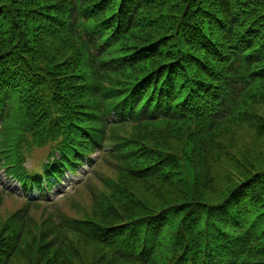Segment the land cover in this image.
Wrapping results in <instances>:
<instances>
[{"label": "trees", "instance_id": "1", "mask_svg": "<svg viewBox=\"0 0 264 264\" xmlns=\"http://www.w3.org/2000/svg\"><path fill=\"white\" fill-rule=\"evenodd\" d=\"M249 142L264 0H0V167L26 192L35 153L47 178L107 153L89 198L0 191V264H264Z\"/></svg>", "mask_w": 264, "mask_h": 264}, {"label": "rangeland", "instance_id": "2", "mask_svg": "<svg viewBox=\"0 0 264 264\" xmlns=\"http://www.w3.org/2000/svg\"><path fill=\"white\" fill-rule=\"evenodd\" d=\"M248 148L252 150L253 155L257 151H259L260 154H262L264 152V144L259 145V146H255L252 142H249ZM39 157H40L39 154H37V153L33 154L32 157L30 159H28L26 163H24L25 169L28 171V169L36 168L37 167V161H38ZM87 171H88V168L84 167V169L80 170V172H82V173H80L78 175V177H74V178L66 177V178H64V183H62L60 186L54 187L53 192L49 196L50 200H52V198H54V199L57 198L58 194L60 192H62L63 190H65V188L67 186H71L72 182H74V181L78 182V180H80V179H81V182L86 181V177L84 179V176H85V173ZM234 172H236V170L228 172L230 175H232V178L235 177ZM67 176H69V173ZM0 185H2L4 189H6L10 193H13L15 196L18 197V193L20 192L19 184L14 179H10L7 176H5L4 170H2V169H0ZM69 191H70V189L68 190V192ZM32 194L35 197H37L39 195V193H34V192ZM54 194H56V195L53 196ZM86 196L89 198V194L87 191H86ZM66 200L67 199L65 196L63 198L62 202L60 203V205L64 204L66 202Z\"/></svg>", "mask_w": 264, "mask_h": 264}]
</instances>
